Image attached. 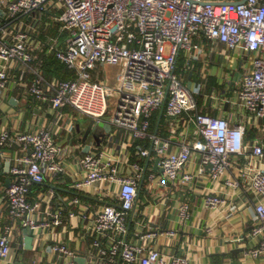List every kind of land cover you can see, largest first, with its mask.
<instances>
[{"label":"built area","instance_id":"2783aa9c","mask_svg":"<svg viewBox=\"0 0 264 264\" xmlns=\"http://www.w3.org/2000/svg\"><path fill=\"white\" fill-rule=\"evenodd\" d=\"M236 1L240 0H0V7H4L0 16V91L10 84L8 71L18 66L24 72L33 58L32 50L27 47L29 33L11 21L31 11L50 15L69 35L65 48L52 45L51 50L58 60L74 70L76 78L59 81L46 91L43 77L37 74L28 92L49 103L56 117L62 108L69 106L80 116L99 124L101 117L110 112V124L127 132L132 142L145 143L149 139L150 148L140 144L136 151L140 157H149L153 152L161 168L160 175L152 170L148 173L149 188L154 184L168 190L174 182L187 184L207 175L233 191L243 189L251 194L255 203L247 236L256 239V243L244 253L257 258L264 256V167L261 165L264 144L246 143L245 134L249 113L256 118L264 117V0ZM202 35L233 52L241 50L253 55L252 68L242 74L235 97L225 99L234 110V119L238 117L233 123L199 108L197 94L201 84L192 83L188 87L177 73L182 52L186 53V74L190 62L202 57ZM100 65L116 68L111 84L97 78ZM210 96L217 99L214 93ZM109 103L114 105L113 110ZM163 105L172 120L167 138L150 131L151 117ZM178 124L186 129L182 139L176 136ZM188 127H192L196 140H186L190 136ZM11 141L28 150L21 162L11 167L12 178L5 188L11 218L34 230L60 225L61 214L57 211L37 221L39 203L28 201L33 183H42L48 174L65 172L62 149L55 142L52 130L48 127L28 132L2 129L0 161ZM104 152L90 146L78 158L76 165L82 174L74 183L79 190L106 189L105 196L119 201L108 200L89 219L88 232L98 250L99 264H118L120 259L127 264H191L187 255H175L168 260L156 248L147 247L146 241L158 233L154 229L140 234L139 243L128 240L127 214L138 197L144 168L135 161L128 165L131 174L123 175L118 170L123 161L121 155ZM194 157L198 167L192 173L186 166ZM226 203L229 202L222 195L204 197L208 209ZM189 211L187 202L180 204V219L185 221ZM9 229L0 233V260L10 254ZM52 248L76 256L62 243H55ZM68 264L75 262L70 260Z\"/></svg>","mask_w":264,"mask_h":264},{"label":"crops","instance_id":"0c3cea01","mask_svg":"<svg viewBox=\"0 0 264 264\" xmlns=\"http://www.w3.org/2000/svg\"><path fill=\"white\" fill-rule=\"evenodd\" d=\"M3 11L4 7L1 6L0 16ZM11 23L21 25L29 33L27 47L32 50L33 58L24 72L18 66L8 71L10 84L6 90L0 91V131L28 132L50 128L55 142L62 149L65 172L46 175L42 183H33L28 193L30 203H39L35 215L37 221L57 211L61 214V224L38 230L25 228L11 218L4 192L12 178L11 167L19 164L28 150L15 141L5 146V155L0 161V233L11 228L8 233L11 250L5 260H0V264H68L70 260L79 264L75 259L77 257L83 258L84 264H99L98 250L92 245L88 232L89 219L108 200L113 203L119 201L105 196L106 189L79 190L74 187L76 179L82 174L76 161L88 152L90 146L97 151L104 150L106 155H121L123 161L118 170L123 175L131 174L128 165L132 162L138 161L144 168L139 181L138 197L127 214L128 240L139 243L140 234L154 229L152 231L158 233L146 241V246L156 248L168 260L175 255H187L191 264H264V256L253 258L244 253L256 243V239L247 236L255 203L251 194H246L243 189L233 191L220 182L212 181L207 175L187 184L174 182L168 190L154 184L149 188L148 173L152 170L160 175L161 168L153 152L149 157L136 155L138 145L145 144L150 148L149 139L145 143L140 140L132 142L127 132L110 124L111 115L105 117L107 114L101 117V122L109 124V130L93 124L89 131L90 118L80 116L69 106L62 108L56 117L49 103L40 101L28 92L37 74L43 77L42 86L46 91L59 81L76 78L74 70L58 60L51 50L52 45L58 48L67 45L69 35L62 24L39 11L20 15ZM200 40L202 57L190 62L186 74L185 53V64L180 76L187 84L191 74L192 83L201 84V91L197 94L199 108L211 115L225 117L233 123L238 117L234 119V110L225 99L235 97L241 86L242 74L252 68L253 55L241 50L233 52L224 44L211 43L203 35ZM115 69L100 65L97 78L111 84L116 75ZM211 93L217 99L210 98ZM171 122L163 105L152 115L150 131L167 138ZM187 130L190 136L186 140H196L192 127ZM185 133V127L178 124L177 138L182 139ZM245 141L248 144L253 141L264 144V117L256 118L249 113ZM172 149H175V145ZM261 165L264 167V159ZM197 167L198 160L194 157L186 169L195 173ZM208 194L222 195L230 204L208 209L204 206V197ZM183 202H187L190 208L189 217L185 221L180 219L178 212ZM231 203H234L235 208L232 209ZM26 236H30L32 242L27 243ZM103 242L106 243L105 240ZM55 243L66 245L76 256L70 257L55 251L52 248ZM118 264L127 263L120 259Z\"/></svg>","mask_w":264,"mask_h":264},{"label":"water","instance_id":"95a60500","mask_svg":"<svg viewBox=\"0 0 264 264\" xmlns=\"http://www.w3.org/2000/svg\"><path fill=\"white\" fill-rule=\"evenodd\" d=\"M241 1H243V0L236 1V2H241ZM190 78H191V74H189V76H188V81H187V86H188V87H190L191 84H192V81H191ZM93 124H94V125H99V126H101V127H104V128H106L107 130L110 129V125H109V124H104L103 122H101V123H99V124H95V123L93 122V120H91V122H90V124H89V126H88V130H89V131H90V128H92ZM88 130H87V131H88ZM7 186H9V184H7L6 187H7ZM26 242H27V243L32 242V238H31L30 236H26ZM234 252H236V249L233 250V253H234ZM75 259H76V262H78L79 264H84V263H85V260H84L83 258L77 257V258H75Z\"/></svg>","mask_w":264,"mask_h":264},{"label":"rangeland","instance_id":"374dc122","mask_svg":"<svg viewBox=\"0 0 264 264\" xmlns=\"http://www.w3.org/2000/svg\"><path fill=\"white\" fill-rule=\"evenodd\" d=\"M193 52L196 53L195 50H193ZM184 54H185V52L181 53V55H180L181 58L179 59V63H178V66H177V73H178L179 76H180V73H181V69L184 67V64H185V60L183 58ZM109 101H111L110 97H109ZM109 104L111 106V110H113L114 105L112 106V103H109ZM109 115H110V112L105 117H109Z\"/></svg>","mask_w":264,"mask_h":264}]
</instances>
